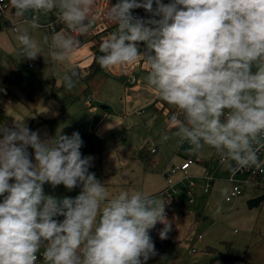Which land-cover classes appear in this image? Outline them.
Returning <instances> with one entry per match:
<instances>
[{
    "label": "clouds",
    "instance_id": "clouds-1",
    "mask_svg": "<svg viewBox=\"0 0 264 264\" xmlns=\"http://www.w3.org/2000/svg\"><path fill=\"white\" fill-rule=\"evenodd\" d=\"M10 3L17 17L30 15L16 26L29 60L43 46L24 25L39 29L55 12L69 31L43 43L53 60L66 62L99 18L97 0ZM141 8L151 18L134 15ZM103 15L117 27L101 43L98 65L126 69L142 61L146 86L178 110L162 140L171 133L192 152L212 147L232 172L262 166L264 0H116ZM78 75L72 66L65 87ZM83 145L78 131L42 139L25 120L0 126V264H37L38 253L44 264H147L158 255L150 232L161 223L159 237L168 238L167 204L138 190L110 193L90 171L94 157L82 154ZM46 183L81 192L58 199L45 194ZM221 191L228 196L227 187Z\"/></svg>",
    "mask_w": 264,
    "mask_h": 264
},
{
    "label": "rangeland",
    "instance_id": "rangeland-1",
    "mask_svg": "<svg viewBox=\"0 0 264 264\" xmlns=\"http://www.w3.org/2000/svg\"><path fill=\"white\" fill-rule=\"evenodd\" d=\"M136 13L134 10V15ZM8 14L4 21L9 18ZM45 17H42L41 23L44 22ZM145 18H151V14L146 12ZM25 19H30V15H26ZM18 20H21L18 25L23 23V17L15 19ZM24 26L29 29L32 37L42 44L43 52L36 59L29 60L19 52L21 46L13 27L5 25L0 31V80L10 89L12 99V103L7 104L0 91V108L6 109L4 112L0 109V125L11 127L14 120H25L31 130L32 127H37L36 130H39L41 137L45 133L48 137L54 132L56 136H70L78 131L84 141L81 152L90 154L93 150L92 142L101 141L97 140L99 136L94 133L96 126L88 127V124L92 125L93 122L87 123L86 120L87 118L95 120L89 113L92 107H96L102 114L112 112L118 117L125 113L130 114L131 111H143L142 116L145 121L143 120L130 131L137 143L133 146L132 152L126 153V159L115 161L117 167H112L111 175L117 177L110 176L109 179L118 183L122 187L121 190L147 192L167 204L161 194L167 186V180L161 171L165 168L180 167L185 159L182 151L184 141L171 133H169L170 139L162 140L168 121L165 116L167 109L164 108L174 111L176 107L161 100L154 89L146 86L144 77L147 71L143 67V62H137L129 67L130 73L134 74L141 86L139 92H134L132 85H125V78L117 76V69L101 68L94 77L88 78L89 68L92 65V57H88V52L91 51L89 47L84 45L79 47L66 62L56 61L52 59L48 45L43 43L44 37L51 35V32L46 28L33 30L30 25ZM89 34L93 35V33ZM110 34H100V37L93 35V45L98 42L101 44ZM72 66L82 70L83 78L74 80L73 87L67 88L63 76ZM14 67L16 70L13 69ZM126 69L121 70L128 76ZM36 88L40 100L44 101L47 96L55 100L53 91L64 100L66 104L64 120L62 117L42 123L37 113L30 111V106H35L36 103L32 96ZM145 91L146 94L141 95ZM92 94L98 97L93 95L94 102L89 105L88 96ZM71 97L73 99H70ZM99 99H102L103 103L97 102ZM125 104L130 107L126 112L123 111ZM108 105L109 110L104 111L102 108ZM56 106H59L57 112L50 103L48 117L58 115L60 105L57 103ZM113 136L116 139L120 138V131ZM98 142L95 143V147L99 146ZM151 147L158 150L157 158L164 159L157 163L158 165L151 159L145 158L143 154ZM190 149L191 147H189L190 154L195 158V163L188 169L190 178H186L184 172L180 170H176L172 175L173 182L178 184L179 188V191L173 195L172 205H166V211L170 209L169 220L172 221V231L168 233L167 239L162 240L159 231L163 228V224L158 223L155 229L151 230L150 234L158 255L151 258L147 264H264V200L252 208L248 206L249 200L264 195V189L255 191L252 185H247L240 196L227 201L221 191L227 187L229 196L232 190V184L228 181L227 165L220 162L217 152L212 147L206 146L198 153ZM29 151L34 157V150L29 149ZM96 158H100L99 155L95 157V161ZM206 167L215 177L208 194H204L201 188ZM190 181L196 183L192 190L194 203H190L186 191L181 190V187L188 186ZM43 187L46 195L55 194L62 198L67 196L59 193L57 186L56 190L49 183ZM200 234L203 235L202 238L199 237ZM37 264H44V260H37Z\"/></svg>",
    "mask_w": 264,
    "mask_h": 264
},
{
    "label": "crops",
    "instance_id": "crops-1",
    "mask_svg": "<svg viewBox=\"0 0 264 264\" xmlns=\"http://www.w3.org/2000/svg\"><path fill=\"white\" fill-rule=\"evenodd\" d=\"M102 2H103V0H97L98 8L101 7ZM169 2H170V0H163V3H165V4H167ZM7 14H8L9 18L7 20H5L7 22L6 26L11 25L13 27L14 24H16L15 26H17L18 23L21 21V20L15 21V19L18 18V17L15 15V10L13 9V7H12L11 10H9L7 12ZM24 20H25V17H23V21ZM13 21H15V22H13ZM50 24H53V28L55 27L54 28L55 30L52 29L51 27H49ZM112 26H115V23ZM41 28L42 29H44V28L48 29L51 32V34L53 32L69 31L67 29L66 25H64L58 19L57 14L56 13L54 14L53 12L49 13L44 18V22L42 23V27ZM100 29H104V25L97 24V25H95L93 27V29L89 33H93V35H96L98 32L101 31ZM14 32H16V31H14ZM89 33L83 34V35H79L78 39L81 42L80 43V47H83V45H84V46L90 48L91 51L88 52V55H89L88 57H92L93 58L92 46H93V41L94 40H93V35L91 36ZM49 36H50V34H49ZM85 44H88V45H85ZM19 52H20V50H19ZM13 69L16 70V67H14ZM126 70L129 73L128 76H126V74H124L121 69H117V72H118L117 76L121 77V78H125V85H132L133 91L134 92H139L141 90V86L138 84V82L136 80V77L134 76L133 73H130L131 71H130L129 67ZM24 75L26 76V74H24ZM94 76H91V77H94ZM91 77H89V78H91ZM27 80H29V79L27 78ZM0 82H1L0 84L5 85V83L2 82L1 80H0ZM0 88H1V86H0ZM9 92H10V94L8 96H4L1 93L5 97V102L7 104L12 103V99L10 97L11 96L10 89H9ZM55 93L56 92L53 91V96H54L55 100H52L51 98H48V96H47L44 101L40 100L39 96L37 95V88L32 93L33 100L36 103H35V106H32V105L30 106V111L37 113V116H39V118L43 121L42 123L49 122V121H51L52 119H55V118L56 119L62 118L65 115V109H66L65 106H66V104L64 103V100L62 98H59L58 95L55 94ZM144 94H146V91L141 93V95H144ZM93 95L94 94L91 95L92 97L88 96L89 98H92V101L89 102V105H92V103L94 102V96L96 98L98 97L96 95H94V96ZM72 97L70 99H73ZM97 102L103 103L102 99H99V101L97 100ZM50 103H51V106L54 107L55 112L59 111V106H56L57 103L60 105V112L58 113V115H54L53 117H48L47 116V112L49 111L48 106L50 105ZM40 108H42V109L40 111H38V109H40ZM109 108H110V106L108 105L107 107H103L102 109L104 111H107V110H109ZM0 109H1L2 112H4L6 110L5 107L0 108ZM91 109L92 110L89 113L92 116H94L95 120H90L89 118H87L86 119L87 123L88 122H93L92 125L88 124V127H93L94 128L96 126L95 129H94L95 130L94 133L98 134L99 137H97V140H101V141L92 142L93 150H92V152L90 154H87V153H85V154L82 153V154L84 156L91 155V156L94 157V162H93L94 166L90 169V171L95 173L96 178L98 180H100L102 183H106V187L108 188L110 193L115 195V194H118L120 191H122L121 190L122 187L118 183H116L115 181H111L109 179L110 176L114 177V178L117 177V175H114V174H113V176L111 175L112 174V171H111L112 167H117V164L115 162L116 160H118V161L122 160L123 161L124 159L127 158V157H125L126 153L132 152L133 146L137 142H135L136 138L133 136L132 132L130 133V131L133 130V128H135L136 126H138L141 122H143V120H144L143 117L144 116H142V115L144 114V112L143 111H139V110L131 111L130 114H128V113L126 114L125 113V115H122L121 117H118L116 114H114L112 112H110V113L105 112V114H102V113H100V111L98 109H96V107H92ZM166 109H167V114H169V115L166 114L165 116L167 117V119H169L170 113L173 112V111L170 110L169 108L165 107L164 110H166ZM128 110H130V107H129V105L125 104V106L123 108V111L126 112ZM156 110L158 112L157 108H156ZM164 110H163V112H165ZM174 111H178V110L174 109ZM26 116H29V115H26ZM29 117H31V114H30ZM64 118L65 117H63V120H64ZM32 124H33V122H32ZM108 125H112L113 127L112 128H108ZM32 128H33V131H35L37 129V127H32ZM118 131H120V138L116 139V138H114L113 135H116L118 133ZM45 134H47V133H45ZM45 134L43 135V137H41L42 139L56 136L55 132L53 134H50V136H48V137H46ZM121 137H124V138H121ZM96 142L99 143L98 147H95V143ZM185 142L186 141H184L183 147L187 146L185 144ZM183 147H182V149H183ZM152 149H156V148L155 147H151V149L149 151L147 150L146 153L145 152L143 153L145 158L151 159V161L155 162L156 164L161 162V160H164V159H161L160 157L157 158V156H158L157 155L158 154V150L157 149H156V152L154 154H151L150 151ZM98 155H99L100 158H96V161H95V157L98 156ZM108 169H109V171H108ZM165 170H166V168L163 169L161 172L163 173ZM206 170H209V169L206 167L205 170H204V173H205ZM57 188H56V186L54 187V189L55 190L57 189V191H59V193H64V196L66 194L67 196H65V197L75 198L81 192V188L80 187H77L75 190L72 189L70 191L68 189L65 190V186L61 184V185L57 186ZM53 197L58 198V199H63L62 197H57V195L55 196V194L53 195ZM170 217H171V215H170Z\"/></svg>",
    "mask_w": 264,
    "mask_h": 264
},
{
    "label": "built area",
    "instance_id": "built-area-1",
    "mask_svg": "<svg viewBox=\"0 0 264 264\" xmlns=\"http://www.w3.org/2000/svg\"><path fill=\"white\" fill-rule=\"evenodd\" d=\"M116 0H103L102 5L99 9V18L95 25L102 24L105 27H111L114 23L109 22L104 18V11L109 6L110 3L114 4ZM155 7V5H154ZM12 9L10 0H0V19L4 20L6 18V14L9 10ZM136 15L140 17L146 16V11L141 9H136ZM16 24H14L13 29L16 31ZM94 25V26H95ZM49 27L53 28V24H50ZM103 28V27H102ZM55 30V29H54ZM53 30V31H54ZM1 88L0 91L4 96H8L10 94L9 88L6 85L0 84ZM88 101L91 102L92 98H88ZM177 111H173L170 113V116ZM185 144L187 146H184L182 151L185 155V159L183 163L180 165V167H177L176 169H166L162 174L165 176L167 180V186L162 191V196L165 200V202L171 206L173 202V195L176 194L179 191L178 184L173 182L172 175L176 172V170H180L184 172L186 178H190L188 175V169L195 163V158L192 156L189 152V147L191 145L186 141ZM151 154H154L156 152V149H152ZM259 158L262 162V166L260 168H256L255 166L240 169L238 171L232 172L228 170V181L232 184V190L230 192V195L226 197L227 201H232L234 198L240 196L243 192V188L247 185H252L254 187L255 191H259L261 189H264V149H261L260 153L258 154ZM233 167H235V164L233 163ZM202 179L204 180V183L202 184L201 188L204 194H208L212 188V185L215 181V177L211 174L210 170H206L205 174L202 176ZM196 186V183L194 181H190L189 185L186 187H183L186 191V194L189 198L190 203H194V195H193V188ZM182 188V187H181ZM182 190V189H181ZM3 197H0V202H2ZM168 209L166 211V216L169 219L170 213ZM63 217H59L58 219H61ZM200 238L203 237L202 234L199 235ZM43 259L42 255H38V260Z\"/></svg>",
    "mask_w": 264,
    "mask_h": 264
},
{
    "label": "trees",
    "instance_id": "trees-1",
    "mask_svg": "<svg viewBox=\"0 0 264 264\" xmlns=\"http://www.w3.org/2000/svg\"><path fill=\"white\" fill-rule=\"evenodd\" d=\"M5 25H7V22H5V21L0 19V31L4 28ZM116 27L117 26L115 25V26H112V27H105L104 29H100L101 31L96 34V37H100V34L105 35L106 33L107 34H110V32L113 33L116 30ZM100 45L101 44L98 42L97 44L92 46L93 58H92V65L89 68L90 69V71H89L90 73L88 74V78L91 77V76H94L101 69V67L98 65V63L96 62V59H95L96 56L101 54L99 52ZM76 70L78 71L79 75L74 80L83 78V77H81L82 71L78 67H76ZM84 78H87V77H84Z\"/></svg>",
    "mask_w": 264,
    "mask_h": 264
},
{
    "label": "water",
    "instance_id": "water-1",
    "mask_svg": "<svg viewBox=\"0 0 264 264\" xmlns=\"http://www.w3.org/2000/svg\"><path fill=\"white\" fill-rule=\"evenodd\" d=\"M182 190L184 189L183 187L181 188ZM264 200V195L262 196H258L256 198H253L251 200L248 201V206L250 208L257 206L258 204H260L262 201Z\"/></svg>",
    "mask_w": 264,
    "mask_h": 264
}]
</instances>
